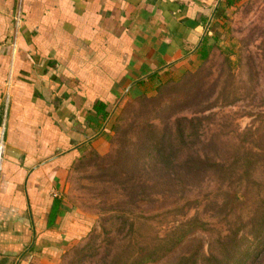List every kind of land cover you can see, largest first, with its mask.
Segmentation results:
<instances>
[{
	"label": "crops",
	"instance_id": "obj_1",
	"mask_svg": "<svg viewBox=\"0 0 264 264\" xmlns=\"http://www.w3.org/2000/svg\"><path fill=\"white\" fill-rule=\"evenodd\" d=\"M223 4L0 0V264H52L80 236L61 197L68 170L86 148L106 152L110 113L133 87L153 93L199 58Z\"/></svg>",
	"mask_w": 264,
	"mask_h": 264
},
{
	"label": "rangeland",
	"instance_id": "obj_2",
	"mask_svg": "<svg viewBox=\"0 0 264 264\" xmlns=\"http://www.w3.org/2000/svg\"><path fill=\"white\" fill-rule=\"evenodd\" d=\"M206 37L210 46L206 59L199 57L190 61L188 68L173 67L170 72L164 74L163 78L157 81L154 92L144 94L146 97H155L154 101L138 102L141 94L135 98H121L110 113L111 124L106 135L108 143L106 152L100 153L94 148H86L70 167L65 177L61 197L68 207L76 210L83 225L80 236L69 242L52 264H113L112 261L119 264L126 263L127 258L139 252L141 247L145 245L156 247L157 238L164 236L175 225L193 216L195 212H199L207 221V227L187 234L164 256L147 264H172L179 256L189 253L208 255L211 250H217L214 239L216 232L223 226L219 221L225 217L224 213L231 211L232 217H228L227 222H229L228 228L234 231L239 217L246 221L253 208L259 211L264 208L263 197H261L263 194L254 195L256 191L249 192L250 199L241 205L233 200L232 192L228 190L231 196L225 197V209L220 211L218 217L213 216L214 209L209 208L206 205L207 202L214 198L221 199L224 195H219L211 177L210 181L204 179L206 183L199 189L200 205L197 207L193 204L185 216L172 214L177 204L174 201L175 198L166 196L151 201L137 200L129 206L123 204L124 198L120 191L113 187L117 179H113L111 175L114 170L119 171L122 167L115 153L117 147L115 139L119 135V132L114 130L116 124H120L121 130H124L130 124V120L136 119L142 126L155 124L159 127L172 111L177 112L173 115H190L193 110L191 105L197 98L209 93L213 94L211 97L213 98L220 91L221 80L225 78L223 74L228 72V58L236 62L241 56L244 64L247 62L250 66V63H253L262 68L264 64V0H239L231 7L221 5L220 15L211 19L207 26ZM238 70L239 68H236V72ZM240 71L239 75L242 74L243 78L249 75L247 65ZM235 81L233 80L228 89L233 90L237 87L239 82ZM263 84L264 82H261L258 92L248 93L247 99H239L233 102V105L216 107L206 110L205 113L212 114V118L217 123L231 124L235 130L253 129L258 124V112L264 111ZM158 86L162 87L158 89ZM128 93L131 96L139 95L136 87ZM130 132V128L127 129L126 133L130 134ZM131 138L138 140L136 135ZM258 165V163L255 164L257 170ZM194 187L199 188L198 185ZM206 193L208 199L204 200L202 195ZM188 199L193 200V197ZM243 242L241 247L245 248L250 245L251 238L247 237ZM255 253L250 255L243 264H264V251ZM238 256L244 259L247 254L241 252Z\"/></svg>",
	"mask_w": 264,
	"mask_h": 264
},
{
	"label": "trees",
	"instance_id": "obj_3",
	"mask_svg": "<svg viewBox=\"0 0 264 264\" xmlns=\"http://www.w3.org/2000/svg\"><path fill=\"white\" fill-rule=\"evenodd\" d=\"M237 1L239 0H223L226 7H231ZM209 48L208 37L204 36L197 48L199 57L206 59ZM242 60L241 56L236 62L228 58V72L223 74L225 78L221 80L220 91L213 98L211 93L197 98L191 105L193 110L190 115H173L177 112L172 111L159 127L155 124L142 126L136 119L130 120L124 130H121L120 124H116L114 130L119 135L115 139V153L122 167L119 171L114 170L111 177L117 179L113 182V187L120 191L124 198L123 204L132 206L137 200L151 201L167 196L175 198L174 201L177 202L172 214L185 216L193 204L197 207L200 205L199 189L206 183L204 179L210 181V177L219 195H224L221 199L214 198L207 202L209 208L217 210L212 211L213 216L218 217L220 211L225 209V197L231 196L228 190L232 192V198L237 204L247 202L250 199L249 192L255 191L254 195L263 194L261 197L264 201V188L261 187H264V111L257 114V126L245 131L235 130L231 124L217 123L212 114L205 113L216 107L233 105L236 100L247 99L248 93L259 91L261 82H264V64L262 68L253 63L248 66ZM246 65L249 75L243 78L239 74ZM236 68H239L237 72ZM233 80L241 85L237 83L236 88L228 89ZM138 96L140 94L131 98ZM138 100L154 101L155 97L141 94ZM98 106V114L106 118L108 113L104 110L105 104L100 102ZM129 128L131 132L127 134ZM134 135L138 136V140H132L131 136ZM256 163L259 164L258 170ZM196 185L199 188H195ZM188 197H193V200ZM202 198L207 200V193ZM258 211L253 208L246 221L239 217L234 231L228 228L227 222L232 217L231 211L224 213L225 217L219 221L224 227L219 228L214 239L217 250H211L208 255L185 254L176 258L172 264H243L253 253L263 252L264 208ZM206 227L207 221L199 212H195L164 236L157 238L156 247H141L139 252L133 253L123 264L154 262L179 244L187 234ZM247 237L251 238L250 245L243 248L241 245ZM241 252L247 254L246 258H239ZM112 263L119 264L115 261Z\"/></svg>",
	"mask_w": 264,
	"mask_h": 264
},
{
	"label": "built area",
	"instance_id": "obj_4",
	"mask_svg": "<svg viewBox=\"0 0 264 264\" xmlns=\"http://www.w3.org/2000/svg\"><path fill=\"white\" fill-rule=\"evenodd\" d=\"M2 153H3V145H2V141L0 140V170L2 167V161H1Z\"/></svg>",
	"mask_w": 264,
	"mask_h": 264
}]
</instances>
